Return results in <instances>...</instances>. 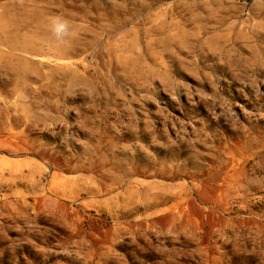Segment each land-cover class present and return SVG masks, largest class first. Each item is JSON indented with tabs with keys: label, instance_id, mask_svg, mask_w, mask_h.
Listing matches in <instances>:
<instances>
[{
	"label": "rangeland",
	"instance_id": "1",
	"mask_svg": "<svg viewBox=\"0 0 264 264\" xmlns=\"http://www.w3.org/2000/svg\"><path fill=\"white\" fill-rule=\"evenodd\" d=\"M0 264H264V0H0Z\"/></svg>",
	"mask_w": 264,
	"mask_h": 264
}]
</instances>
